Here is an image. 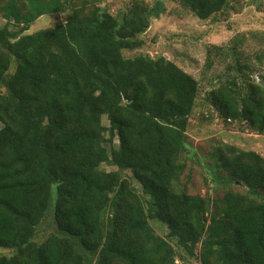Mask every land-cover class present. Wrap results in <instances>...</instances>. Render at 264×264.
<instances>
[{
    "label": "trees",
    "instance_id": "1",
    "mask_svg": "<svg viewBox=\"0 0 264 264\" xmlns=\"http://www.w3.org/2000/svg\"><path fill=\"white\" fill-rule=\"evenodd\" d=\"M105 1L0 0V251L12 252L0 264H181L172 242L200 264H264V157L215 150L217 169L245 193L219 201L179 188L199 83L165 57L124 56L143 48L161 2L126 0L112 14ZM169 1L205 21L230 0ZM222 52L208 47V64ZM246 68L237 63L239 77L208 100L225 122L264 134V83ZM48 214L56 231L37 243ZM151 221L167 225V238Z\"/></svg>",
    "mask_w": 264,
    "mask_h": 264
},
{
    "label": "rangeland",
    "instance_id": "2",
    "mask_svg": "<svg viewBox=\"0 0 264 264\" xmlns=\"http://www.w3.org/2000/svg\"><path fill=\"white\" fill-rule=\"evenodd\" d=\"M151 7L161 2L165 13L152 20L149 30L141 36L142 49L124 51L126 58L139 55L151 59L165 57L174 62L199 83V95L196 108L188 122V151L183 156L186 171L179 182V188L190 195L222 200L225 191L245 193V188L238 184H229L226 173L217 169L213 155L223 145H232L245 151H252L264 157V134H258L247 123H229L222 120L210 105L208 94L213 88H219L230 78L239 77L235 69L237 63L245 66L243 71L253 83H264V0H230L227 8L209 20H199L192 12L185 9L181 2L169 0H144ZM130 5L126 0H109L103 3L112 14L126 10ZM69 14L45 15L39 18L26 32V35L51 28L58 22L66 21ZM6 21L0 16V29ZM263 39V40H262ZM238 43V54L234 55ZM222 48V54L208 64L207 48ZM236 48V49H237ZM233 50V51H232ZM240 82V81H239ZM103 124L109 126L107 118ZM1 128V124H0ZM102 169L113 172L118 169L109 164ZM124 177L133 181L132 174L125 172ZM156 233L167 238V225L151 221ZM56 231L51 214H48L38 228L35 241L44 242ZM185 259L181 264H200L183 254V250L172 242ZM0 254L11 255V251L1 250Z\"/></svg>",
    "mask_w": 264,
    "mask_h": 264
}]
</instances>
